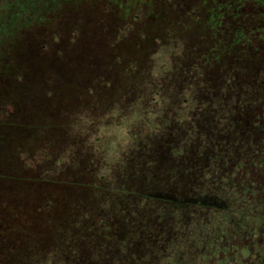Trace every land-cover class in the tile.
I'll use <instances>...</instances> for the list:
<instances>
[{"label":"rangeland","instance_id":"374dc122","mask_svg":"<svg viewBox=\"0 0 264 264\" xmlns=\"http://www.w3.org/2000/svg\"><path fill=\"white\" fill-rule=\"evenodd\" d=\"M45 1L40 29L65 8ZM176 3L121 25L87 0L58 19L70 30L11 54L25 75L0 88V209L26 223L12 264H264V116L248 117L263 75L204 57Z\"/></svg>","mask_w":264,"mask_h":264},{"label":"trees","instance_id":"16d2710c","mask_svg":"<svg viewBox=\"0 0 264 264\" xmlns=\"http://www.w3.org/2000/svg\"><path fill=\"white\" fill-rule=\"evenodd\" d=\"M45 2V0H0V32L6 28L9 31L4 34L0 33V79L3 83L6 81L4 86L0 87L1 89L8 90L13 89L14 86L17 87L25 75L24 68L18 59L12 63L14 60L11 59L13 58L11 54L15 52L21 56L23 51H34L36 46H42L44 42L39 43L40 38L35 39L37 33L43 32L42 36L48 37L58 30H70V25L65 27L59 24L58 19L61 17V20L62 17H66L68 12L65 14L64 12L67 7L82 6L87 0L59 1L62 4L61 7H65L64 10L62 9L63 11L59 12L62 14L57 15L56 7L50 10L51 20L48 27L40 29V23L36 19ZM99 2L104 13L112 11L113 8L119 10L117 22H120L121 25L132 24V22L135 23L140 20L142 21L141 24H147L149 20L153 21L154 19V9H160L162 12L165 3H169L171 7L176 2H179L176 3L179 6L187 4L186 15L195 21H199L203 27L199 37L205 42L203 44V48L206 50L204 57H209L211 60L215 58V63L230 60L240 68H244L241 63L249 64L248 59H252L251 61L255 65L250 70H260L264 82V0H153V2L150 0L148 2L146 0H99ZM48 3L52 4L53 1ZM141 13L142 16H140ZM17 23L22 24L16 25ZM229 56L232 58L229 59ZM203 70L205 69L195 67L194 71L199 74V71L203 72ZM263 88L264 84L261 89ZM7 105V100L0 98V116L3 117L2 120L0 119L1 122L8 119L7 113H5ZM260 116H264L263 104L250 110L248 113L249 123L255 122V119ZM30 123L27 121L24 124L25 126L28 124L27 127H29ZM10 135L12 138L15 131H12ZM0 138H3V135L0 134ZM19 150L21 149L19 148ZM20 153L22 154V152ZM253 158L259 170L263 172L264 134L255 143ZM5 171L8 169L0 171V178L3 177L1 172L4 173ZM90 175L91 172L88 176ZM101 179L98 178L94 182L93 179L89 178L86 183L93 185L94 182V186L98 188L103 185L99 184L103 182L100 181ZM261 179L262 176L254 178L253 184L258 187L261 186ZM44 206L46 209L50 207L53 209V202L50 198L46 199ZM7 208L9 205L5 204L4 209ZM4 209H0V264H12L13 256L9 250L12 245H19L20 237L18 235L25 232L26 223L22 219L19 220L18 216L13 215L11 210L7 216L4 213L6 218H2V210ZM46 211L52 213L53 210Z\"/></svg>","mask_w":264,"mask_h":264}]
</instances>
